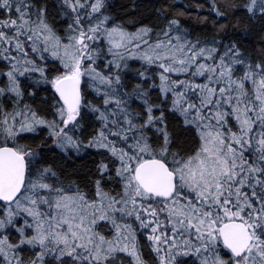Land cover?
Wrapping results in <instances>:
<instances>
[{"label": "snow or ice", "instance_id": "1", "mask_svg": "<svg viewBox=\"0 0 264 264\" xmlns=\"http://www.w3.org/2000/svg\"><path fill=\"white\" fill-rule=\"evenodd\" d=\"M62 4L74 14L70 35L63 38L35 0H0V59L15 62L7 72L11 87L0 88V95H21L15 65L28 50L51 52L65 69L51 81L62 101L56 111L59 123H48L35 112L0 108V134L14 140L34 132L35 125H46L62 150H106L119 162L115 171L122 184L119 192L105 191L96 180L94 195H89L72 185L46 182L56 177L50 167L33 180L28 158L34 153L0 146V229L26 214L24 226L17 229L18 244L0 235L6 264H45L49 256L48 264H116L119 253L144 264L138 230L154 245L159 264H186L177 259L181 256H197L200 264H264V62H246L235 44L221 50L215 41L203 46L189 40L175 19L153 37L147 27L136 33L119 25L104 27L109 19L101 11L105 0ZM244 7L250 14H264V0H250ZM213 11L223 15L215 7ZM101 37L112 56L107 73L96 66ZM125 52L158 69L162 103L170 101L169 110L179 114L185 128L194 129L195 148L171 151L164 110L140 86L133 90L134 98L142 103L146 119L138 122L141 114L130 108L120 76L111 72L120 67L117 61ZM85 76L94 82L102 106L83 99ZM139 76L150 78L145 72ZM82 108L97 113L101 124L87 145L75 135ZM152 129L158 134L156 146L148 135ZM98 171L103 177L109 167L101 162ZM101 222L111 225L110 236L98 231ZM25 229L33 234L24 236ZM25 244L39 247L27 262L18 255ZM221 244L227 259L217 251Z\"/></svg>", "mask_w": 264, "mask_h": 264}, {"label": "trees", "instance_id": "2", "mask_svg": "<svg viewBox=\"0 0 264 264\" xmlns=\"http://www.w3.org/2000/svg\"><path fill=\"white\" fill-rule=\"evenodd\" d=\"M35 2L38 7L46 8V21L57 35L62 38L70 35L68 25L72 22L74 14L63 6L62 0H35ZM248 3L250 0H105V7L101 11L109 18L104 25L106 28L119 25L125 32L136 33L147 27L153 30L154 37L155 33L165 29L170 20L175 19L179 21L180 29L187 34L189 40L200 41L203 46H213L215 41L214 46L221 50L224 46L235 44L246 62H264V14H250L244 7ZM213 7L223 15L218 16L213 11ZM0 15L3 14L0 13ZM101 40L103 43L98 42V44L102 52L96 60V66L97 71L107 73L108 69L105 66L109 60H112V56L107 53V40L103 37ZM129 49L134 51L131 46ZM124 56L123 60L117 61L120 67H112L111 72L120 76L121 91L128 93L130 108L141 114L142 119L138 122L143 123L146 117L143 116L142 103L134 98L133 90L136 86L147 90L150 100L154 104H159L164 110V124L172 139L171 151L187 152L195 148L197 138L194 129L185 128L179 114L169 110L170 101L162 103L158 69L146 65L140 59L129 57L127 52ZM17 58L19 64L15 65L18 70L16 78L21 95L17 96L12 92L0 95V108L5 112L24 111L29 115L30 112H35L38 118L48 123L53 121L59 123L56 111L62 102L51 81L65 70L62 61L53 57L51 52L32 53L30 50L26 57L18 56ZM13 63L15 62L10 63L0 59V88L11 87L7 72L12 70ZM21 72L23 75L19 74ZM140 72H145L150 78L147 80L141 78ZM81 80L83 99L93 107L102 106L103 99L97 95L94 82L87 76L82 77ZM154 114L159 115V110ZM81 115L80 127L76 129L75 135L83 142V145H87L101 124L97 119L98 114L90 109L82 108ZM17 127H19L18 124ZM35 129L34 132L20 133L14 140L0 134V146L6 143L10 146H20L34 153L28 158L31 161V171L36 167L31 179L35 180L42 169L50 167L56 173L54 184L57 186L72 185L89 195H94L95 181L101 180L105 191H120L122 180L116 176L115 171L119 167V162L106 150L85 146H81L79 151L75 149L65 151L59 146L54 148L52 145L56 137L50 135L52 129L46 125H35ZM70 134L73 133L70 132ZM148 135L151 138L150 142L156 146L158 134L155 133V129L148 131ZM101 162L109 167L108 173L103 177L98 171ZM20 219L21 216H18L14 221L13 232L0 230V235L7 236L10 243L18 244L21 239V234L17 231L21 228L19 227ZM106 225L110 224L101 222L98 228L103 235L101 227ZM28 233V229L25 230L24 236H30ZM146 235L141 234L139 230L136 235L144 264H159L152 250L153 246H150L152 242L146 239ZM20 248L22 251H19L18 255L25 262L33 258L34 252H39L37 246L34 248L25 244L20 245ZM217 251L221 258L227 259V250L223 249L222 244ZM11 258L12 253L9 252L8 259ZM177 259L181 262L186 261V264H200L197 256H181ZM51 260L52 257H45V264ZM0 264H6L2 256H0ZM53 264H55L54 261ZM116 264H135V262L127 253H119Z\"/></svg>", "mask_w": 264, "mask_h": 264}, {"label": "flooded vegetation", "instance_id": "3", "mask_svg": "<svg viewBox=\"0 0 264 264\" xmlns=\"http://www.w3.org/2000/svg\"><path fill=\"white\" fill-rule=\"evenodd\" d=\"M52 147H58L57 146V144H53L52 145ZM56 149H58V148H56ZM36 169V167L34 168V170ZM34 170H32V172L34 171ZM56 180V178L55 177H53V178H50V179H48L47 180V182L48 183H53L54 184V181ZM95 190V189H94ZM84 192V191H83ZM85 193V192H84ZM88 194V193H87ZM31 219V218H30ZM21 221H19L20 223H19V227H23L24 226V219H23V217L21 216V219H20ZM104 227H107V228H109V229H105ZM102 229V231H103V233H104V235L105 236H110L111 234H112V229H111V225H109V227L108 226H103V227H101ZM25 230H27V229H25ZM38 247V246H37Z\"/></svg>", "mask_w": 264, "mask_h": 264}, {"label": "rangeland", "instance_id": "4", "mask_svg": "<svg viewBox=\"0 0 264 264\" xmlns=\"http://www.w3.org/2000/svg\"><path fill=\"white\" fill-rule=\"evenodd\" d=\"M64 71H65V70H64ZM64 71H63L60 75H62V74L64 73ZM69 135H71V134L69 133ZM56 139H57V138H55L54 141H55ZM54 144H56V143H54ZM25 215H26V214H21L20 216H22V217L24 218V220H25ZM17 217H18V216H17ZM17 217H14V219H13V224H14V221L16 220ZM18 219H19V218H18ZM13 224H11V225H6L5 228L0 229V230L3 231V232H5V231H6V232H8V231H12V232H13V229H12V225H13ZM106 226L109 227V225H106ZM104 228H105V229H109V228H107V227H104ZM28 232H29L28 235H30V236L33 234L32 231L29 230V229H28ZM9 243H10V242H9ZM12 244H14V243H12ZM153 247H154V245H153Z\"/></svg>", "mask_w": 264, "mask_h": 264}, {"label": "water", "instance_id": "5", "mask_svg": "<svg viewBox=\"0 0 264 264\" xmlns=\"http://www.w3.org/2000/svg\"><path fill=\"white\" fill-rule=\"evenodd\" d=\"M55 90V89H54ZM80 90H81V95H82V89H81V84H80ZM56 92V91H55ZM56 94L58 95L59 97V94L56 92ZM62 102V101H61ZM4 146V145H3ZM7 146H10V145H7ZM11 147V146H10Z\"/></svg>", "mask_w": 264, "mask_h": 264}]
</instances>
